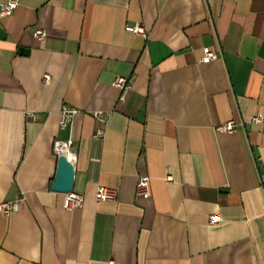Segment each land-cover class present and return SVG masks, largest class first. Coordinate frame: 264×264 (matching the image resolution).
<instances>
[{
    "label": "crops",
    "instance_id": "0c3cea01",
    "mask_svg": "<svg viewBox=\"0 0 264 264\" xmlns=\"http://www.w3.org/2000/svg\"><path fill=\"white\" fill-rule=\"evenodd\" d=\"M0 27V203L22 198L0 210V264H264V0H19ZM56 138L76 208L51 187Z\"/></svg>",
    "mask_w": 264,
    "mask_h": 264
},
{
    "label": "built area",
    "instance_id": "2783aa9c",
    "mask_svg": "<svg viewBox=\"0 0 264 264\" xmlns=\"http://www.w3.org/2000/svg\"><path fill=\"white\" fill-rule=\"evenodd\" d=\"M19 0H7L4 3L1 4L0 7V16L5 17L13 13L15 8L18 6ZM126 31L132 32V33H138L143 36L147 35V29L144 27V25L140 22H135L132 24H126L125 25ZM35 35L37 37H44L46 35V32L42 30L41 28H37L35 30ZM217 56V54L207 47L205 48L204 55L202 56V61H210L214 59ZM50 79L49 74H45L44 81L48 82ZM113 84L120 89H122L123 93L131 88V79L119 75L115 77ZM78 109L68 103H64L60 109V116H59V125L61 128H65L68 126L73 118L74 115ZM109 112H106L104 110H96L94 112V116L100 123H106L108 118ZM251 121L255 123H259L262 127V130L264 131V115L261 113L254 114L251 117ZM237 127V123L232 119L228 120L222 125L218 127L221 131H233ZM103 133V128L98 129L97 134L101 135ZM73 146V140L71 138L68 139H61L56 138L53 144V150L57 157H59L61 154H65L70 160L72 152L71 148ZM168 179H171V176H168ZM136 191L137 195L140 197L147 198L151 195V177L148 174H141L138 177L137 183H136ZM118 191L117 189L113 187H108L105 185L98 186L96 193H95V199L97 200H115L117 198ZM21 200L22 198L14 199V200H6L2 201L0 203V210L5 215H10L11 213L18 211L21 206ZM85 196L82 193H79L75 191L74 189L67 191L66 196L64 199V206L68 209L76 208L81 206L84 203ZM218 220V216L215 215L212 217V221ZM109 264H118V262L114 259L109 260Z\"/></svg>",
    "mask_w": 264,
    "mask_h": 264
},
{
    "label": "water",
    "instance_id": "95a60500",
    "mask_svg": "<svg viewBox=\"0 0 264 264\" xmlns=\"http://www.w3.org/2000/svg\"><path fill=\"white\" fill-rule=\"evenodd\" d=\"M0 36H5V31L0 27ZM74 151V147L71 148ZM54 190L67 192L74 188V168L72 161L65 155L58 157V164L55 177L51 182Z\"/></svg>",
    "mask_w": 264,
    "mask_h": 264
}]
</instances>
